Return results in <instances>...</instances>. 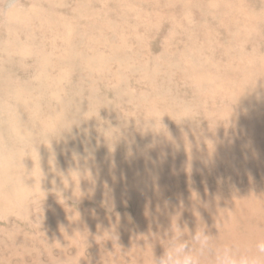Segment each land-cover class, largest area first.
Returning <instances> with one entry per match:
<instances>
[{"label": "rangeland", "instance_id": "1", "mask_svg": "<svg viewBox=\"0 0 264 264\" xmlns=\"http://www.w3.org/2000/svg\"><path fill=\"white\" fill-rule=\"evenodd\" d=\"M177 222L264 264V0H0V264H155Z\"/></svg>", "mask_w": 264, "mask_h": 264}, {"label": "clouds", "instance_id": "2", "mask_svg": "<svg viewBox=\"0 0 264 264\" xmlns=\"http://www.w3.org/2000/svg\"><path fill=\"white\" fill-rule=\"evenodd\" d=\"M170 237L169 246L156 256L155 264H200V256L193 245L198 246L199 253L212 251L211 236L205 229L191 230L187 235L177 222L170 223L165 233ZM257 253L264 254V243L257 245ZM260 255H236L231 248L218 249L214 254V264H259Z\"/></svg>", "mask_w": 264, "mask_h": 264}]
</instances>
